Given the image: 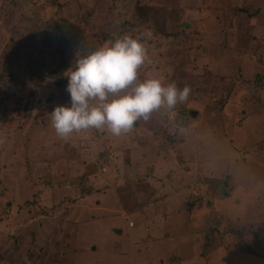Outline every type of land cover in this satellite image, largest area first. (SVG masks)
I'll list each match as a JSON object with an SVG mask.
<instances>
[{
  "label": "rangeland",
  "instance_id": "rangeland-1",
  "mask_svg": "<svg viewBox=\"0 0 264 264\" xmlns=\"http://www.w3.org/2000/svg\"><path fill=\"white\" fill-rule=\"evenodd\" d=\"M146 2L0 0V264H264V0ZM124 35L185 109L61 139L48 54L68 70Z\"/></svg>",
  "mask_w": 264,
  "mask_h": 264
},
{
  "label": "clouds",
  "instance_id": "clouds-1",
  "mask_svg": "<svg viewBox=\"0 0 264 264\" xmlns=\"http://www.w3.org/2000/svg\"><path fill=\"white\" fill-rule=\"evenodd\" d=\"M145 59L143 41L129 35L83 57L77 55L64 73L70 106L58 105L50 113L56 134L64 139L74 131L107 126L118 136L154 111L186 102L188 86L180 89L174 82L163 86L155 78L138 81L137 70Z\"/></svg>",
  "mask_w": 264,
  "mask_h": 264
},
{
  "label": "trees",
  "instance_id": "trees-1",
  "mask_svg": "<svg viewBox=\"0 0 264 264\" xmlns=\"http://www.w3.org/2000/svg\"><path fill=\"white\" fill-rule=\"evenodd\" d=\"M123 1H127V0H123ZM130 1H131V3L134 6L132 14L134 13V14H136V17L141 16L144 19H146V17H145V15H146V6L149 5V4L146 5V3H147L146 0H130ZM149 3H150V1H149ZM146 20H148V19H146ZM43 35H44L43 36V40H42L43 44L46 47H47V45H49L50 46L49 51L55 52L53 47H54V43L56 41L51 39L49 34H47V33H43ZM108 35H109V39H113V33H110V34L107 33L106 34V38L108 37ZM59 41H61V40H59ZM66 41L67 40L63 38L61 42L64 45H67ZM47 57L50 58L49 59L48 69H49V73H50V76H51V80H54V77L56 78L55 80H57V82L63 80L64 73L67 71L66 67L62 68V65H64V62H65V59L64 58L62 59L59 56H53V58H52V57H50V53L48 54ZM61 98H62V95H61ZM63 99H64L65 103H67V104L69 103V105H70V97L69 96L63 95ZM178 107H179L178 109H180V108L185 109L186 102L182 103V104H179ZM263 144H264V142H263ZM263 144H261V146H260L262 148V149L260 148L261 150H264V147H263L264 145ZM208 239H210V238H208Z\"/></svg>",
  "mask_w": 264,
  "mask_h": 264
},
{
  "label": "crops",
  "instance_id": "crops-1",
  "mask_svg": "<svg viewBox=\"0 0 264 264\" xmlns=\"http://www.w3.org/2000/svg\"><path fill=\"white\" fill-rule=\"evenodd\" d=\"M111 164H114L113 162L111 163ZM132 167H134V166H132ZM138 172V171H137ZM135 173H136V170L134 169V168H131V171L129 172V175H132V178H135ZM166 181V183H165V189L166 188H169V187H172V189H174V190H176V191H179V193H180V189L178 188L179 186H174V185H170L169 183H170V181H169V179H166L165 180ZM169 186V187H168ZM201 190V189H200ZM115 192V191H114ZM167 194V196H168V198L166 199L165 198V211L167 210V213L169 214V212H170V209H172V207H171V205H175V209H174V211L173 212H175L178 208H180L181 207V209H182V203L181 202H179L180 200H178V199H176V198H174V199H170L169 197L171 196H169V193H166ZM115 196H116V198L118 197L117 196V193L115 194ZM181 196V195H180ZM179 196V197H180ZM163 197V196H162ZM174 197H178V194H175L174 195ZM158 201V200H157ZM173 201H175L174 203H173ZM184 206V205H183ZM177 213H180V211H176ZM139 216V215H138ZM140 217H141V215H140ZM139 217V218H140ZM165 218H167V217H165ZM132 223V222H131ZM134 224V223H133ZM135 229H134V226L133 227H130V225H128V231H130L131 233H136V231H134ZM202 258V257H201ZM194 264H196V261H197V257H195L194 258ZM185 259H184V261L182 262V264H185ZM181 262H180V264H181ZM202 264V263H201Z\"/></svg>",
  "mask_w": 264,
  "mask_h": 264
},
{
  "label": "built area",
  "instance_id": "built-area-1",
  "mask_svg": "<svg viewBox=\"0 0 264 264\" xmlns=\"http://www.w3.org/2000/svg\"><path fill=\"white\" fill-rule=\"evenodd\" d=\"M133 226H134V224H133V223H131V224H130V227H133Z\"/></svg>",
  "mask_w": 264,
  "mask_h": 264
},
{
  "label": "water",
  "instance_id": "water-1",
  "mask_svg": "<svg viewBox=\"0 0 264 264\" xmlns=\"http://www.w3.org/2000/svg\"><path fill=\"white\" fill-rule=\"evenodd\" d=\"M193 114V117H196V113H192Z\"/></svg>",
  "mask_w": 264,
  "mask_h": 264
}]
</instances>
